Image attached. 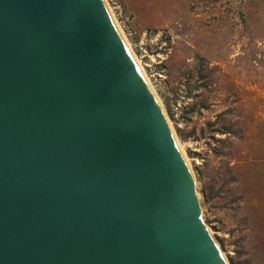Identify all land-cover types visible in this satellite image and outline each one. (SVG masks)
Instances as JSON below:
<instances>
[{
  "label": "water",
  "instance_id": "1",
  "mask_svg": "<svg viewBox=\"0 0 264 264\" xmlns=\"http://www.w3.org/2000/svg\"><path fill=\"white\" fill-rule=\"evenodd\" d=\"M0 264H227L103 0H0Z\"/></svg>",
  "mask_w": 264,
  "mask_h": 264
},
{
  "label": "rangeland",
  "instance_id": "2",
  "mask_svg": "<svg viewBox=\"0 0 264 264\" xmlns=\"http://www.w3.org/2000/svg\"><path fill=\"white\" fill-rule=\"evenodd\" d=\"M109 1L194 168L206 225L232 264H264V0Z\"/></svg>",
  "mask_w": 264,
  "mask_h": 264
},
{
  "label": "bare ground",
  "instance_id": "3",
  "mask_svg": "<svg viewBox=\"0 0 264 264\" xmlns=\"http://www.w3.org/2000/svg\"><path fill=\"white\" fill-rule=\"evenodd\" d=\"M103 1H104L105 5H106V7H107V9H108V11H109V13H110V15H111V18L113 19V22H114L115 25H116V27H117V29H118V31H119L121 37L123 38V40H124L126 46L128 47V49H129V51H130V53H131L133 59L135 60L137 66L139 67L140 72L142 73L144 79L146 80L147 84L149 85V87H150L151 91L153 92L154 96H155L156 99L158 100L159 105H160V107H161V110L163 111V113H164V115H165V117H166V119H167V122H168V124H169V126H170V121H169L168 116H167V113H166V111H165V107H164V105H163V102L159 99L158 95L156 94L155 89H154L152 83L149 81V79H148V77H147V73H146L145 69L141 66V64H140V62H139L137 56L135 55V53H134V51H133V49H132V47H131V44H130L129 40H128V38L126 37V34H125V32H124V28L122 27L121 23H120L119 20H118V17H117V14H116V12H115V9L113 8V6L111 5V3H110L109 0H103ZM145 68H146V67H145ZM147 71H148V70H147ZM170 127H171V126H170ZM171 130H172V132L174 131V129H172V127H171ZM173 134H174V133H173ZM174 136H175V134H174ZM175 140H176V142H177V144H178V146H179V149H180V151H181V153H182V155H183V158L185 159V161H186V163H187V165H188L190 171L192 172V174H193V176H194V178H195V183H196V187H197V192H198V195H199V199H200V201H201V194H200L199 191H198V181H197V177H196V175H195L194 168H193V166L189 163L188 158H187V155H186V153H185V151H184V149H183V146H182V144L179 143V141H178V139H177L176 136H175ZM202 209H203V207H202ZM206 226H207V225H206ZM207 229L209 230V232H210L211 235L213 236V239H214V241H215V243H216L218 249H219L220 252L222 253V255H223L225 261L227 262V264H232V262H231V260H230V258H229V255H228V253H227V251L223 248V246H222L221 242L219 241L218 237L216 236V234L211 230V228H210L209 226H207Z\"/></svg>",
  "mask_w": 264,
  "mask_h": 264
}]
</instances>
